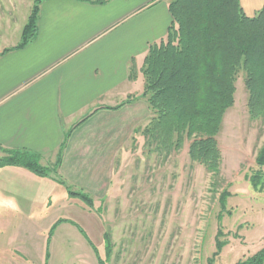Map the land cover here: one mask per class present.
<instances>
[{"label": "crops", "instance_id": "crops-1", "mask_svg": "<svg viewBox=\"0 0 264 264\" xmlns=\"http://www.w3.org/2000/svg\"><path fill=\"white\" fill-rule=\"evenodd\" d=\"M165 1L46 0L34 40L0 54V160L27 151L53 164L67 141L55 174L63 183L0 167V233L12 214L37 223L46 217L35 215L63 207L86 213L68 188L96 204L106 198L114 166L151 121L142 69L150 46L166 40L173 22ZM240 2L249 17L264 8V0Z\"/></svg>", "mask_w": 264, "mask_h": 264}, {"label": "rangeland", "instance_id": "rangeland-1", "mask_svg": "<svg viewBox=\"0 0 264 264\" xmlns=\"http://www.w3.org/2000/svg\"><path fill=\"white\" fill-rule=\"evenodd\" d=\"M36 1L0 0V54L22 42ZM245 80L241 71L235 105L226 113L218 137V171L191 159L192 141L167 155L145 137L148 126H140L114 166L108 195L97 204L93 199L101 214L76 198L86 213L63 207L35 215L46 217L37 223L12 214L0 233V264H99L77 226L57 224L65 219L83 227L107 264H237L263 251L264 166H257V156L264 146V119L250 116ZM56 163L42 165L58 172ZM258 176L261 182L254 187ZM226 192L230 197L224 209ZM220 233L227 245L215 257Z\"/></svg>", "mask_w": 264, "mask_h": 264}, {"label": "trees", "instance_id": "trees-1", "mask_svg": "<svg viewBox=\"0 0 264 264\" xmlns=\"http://www.w3.org/2000/svg\"><path fill=\"white\" fill-rule=\"evenodd\" d=\"M44 1H36L22 42L16 49L26 47L36 37ZM91 2L104 5L108 0ZM169 11L173 22L167 38L150 46L142 69L145 78L142 97L153 114L144 135L167 155L180 151L186 140L192 141L191 159L216 172L222 162L218 137L226 113L235 105L236 82L241 71L246 74L250 116L253 120L264 119V8L249 17L240 0H173ZM136 78L133 69L131 80ZM66 143L60 149L57 169L62 164ZM7 154L0 160V167H23L40 177H53L63 183L55 177L58 172L44 167L37 155L27 151ZM257 166H264V146L258 153ZM252 182L254 187L258 186L261 177H254ZM68 192L71 198L96 210L90 195L71 188ZM229 197L228 192L222 197L224 209ZM96 211L102 213L100 209ZM60 223L77 226L95 251L99 264H107L82 226L70 220H60L57 224ZM221 237L222 233L218 234L215 257L227 245ZM105 241L109 257L111 240L108 234ZM237 264H264V250Z\"/></svg>", "mask_w": 264, "mask_h": 264}]
</instances>
